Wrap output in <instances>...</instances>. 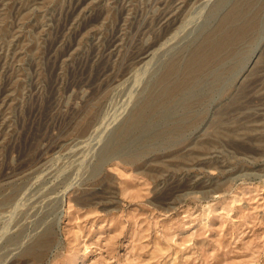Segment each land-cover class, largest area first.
Returning <instances> with one entry per match:
<instances>
[{
  "label": "rangeland",
  "instance_id": "1",
  "mask_svg": "<svg viewBox=\"0 0 264 264\" xmlns=\"http://www.w3.org/2000/svg\"><path fill=\"white\" fill-rule=\"evenodd\" d=\"M235 4L232 56L119 141ZM0 264H264V0H0Z\"/></svg>",
  "mask_w": 264,
  "mask_h": 264
},
{
  "label": "bare ground",
  "instance_id": "2",
  "mask_svg": "<svg viewBox=\"0 0 264 264\" xmlns=\"http://www.w3.org/2000/svg\"><path fill=\"white\" fill-rule=\"evenodd\" d=\"M242 14L243 13L241 12L239 5L235 4L232 8H230V10L221 18L215 32L208 34L204 38L202 43L193 50V52L189 56L188 61L185 64L184 76L180 80L174 81V83L171 85H166V83L169 82L170 79L174 78L176 73V64L170 63V65H167L165 72L156 81L159 90L154 93V95L151 94L150 96H148L143 101L142 105L139 108H136L126 120V122H124V126L122 125L123 127H121L120 131L117 133L119 141L133 128L140 125L146 118L155 113V111L168 106L167 104L172 101L176 97V95L186 91L194 83H197L199 77L201 76L200 74H203L204 72L210 70L214 61L232 56L233 44L246 37L247 28L254 29L256 26L252 18H250L251 20L248 21V24L246 25L248 26L247 28L244 25L239 24V20L242 18ZM150 46L151 45L146 46V48L138 56V59L142 58L144 55L146 56L148 50L151 49ZM257 60L258 59L253 62L251 69L255 66ZM251 69L246 73V75H244V77H242L241 82L249 76L250 71H252ZM179 129L180 128L176 126L175 129H173L172 133H174V130L180 133L182 130ZM109 150L110 152H113V150H116V148L111 146V149ZM37 244L40 250L27 248L28 250L26 249V253L31 255L32 257L39 258L40 255H42L41 248L45 247L46 241L43 238L42 240H39Z\"/></svg>",
  "mask_w": 264,
  "mask_h": 264
}]
</instances>
